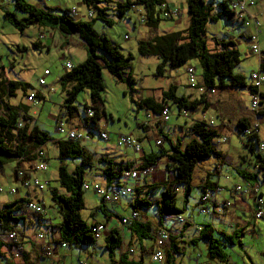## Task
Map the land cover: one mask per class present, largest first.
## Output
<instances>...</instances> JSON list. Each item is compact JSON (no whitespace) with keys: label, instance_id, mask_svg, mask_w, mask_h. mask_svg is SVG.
Returning a JSON list of instances; mask_svg holds the SVG:
<instances>
[{"label":"trees","instance_id":"obj_1","mask_svg":"<svg viewBox=\"0 0 264 264\" xmlns=\"http://www.w3.org/2000/svg\"><path fill=\"white\" fill-rule=\"evenodd\" d=\"M81 2L87 9L84 14L86 19L89 18L87 20L76 19L72 16L69 9H63L61 13L56 14L50 9H39L25 0H12L13 11H3L2 16L9 20L18 30H22L28 25L48 26L56 29L60 34L75 35L83 42L85 58L80 63L72 65V68L69 70H64L57 80L62 94L59 106L61 115L65 118L64 120L72 118L76 113V107L73 104L76 100V95L85 89L88 93V104H82L81 112L83 114V111L87 107L93 109V115L90 118H85L83 115V119L90 124L88 130L96 132L98 130L96 122L100 119L101 115H104L99 95L103 89L101 70L105 69L116 81L125 80L130 90L132 89L134 80L131 76V56L128 54L123 55L114 43L95 31L92 27L93 14L88 17L86 16L87 12L94 13V18L100 19L105 24H110L111 21L106 17L105 13L108 7H113L117 16L120 17L126 9L141 7L144 10L142 23L149 28H155L159 20V14L155 6L161 4L163 0H81ZM229 2L230 0H218L213 6L204 0H185L186 27L182 30L154 34L147 39H138V53L140 55H153L157 57L159 61L155 66V74L158 75H162L167 69L173 70L181 67L191 59H197L201 69L199 83L206 90L210 88L214 89V87L240 89L247 87L249 99L250 95L256 93V91L260 99L264 98V93L259 92V88L264 83L257 88H253L249 85L250 78L248 84H245L243 75L234 73V67L239 63V52L232 40L215 39L213 42L216 47L213 49L207 47L205 26L208 22H214L219 18L230 21L232 12L229 10ZM252 6L247 7L245 20L249 17L248 8ZM15 11L23 13L22 17L16 18L13 13ZM256 22L258 21L256 20ZM241 24L244 25L242 22ZM253 32L256 33L257 42L258 23L256 28L253 25L251 33ZM248 34H245V39ZM261 52L264 54V50ZM252 71H258L264 77V55L258 57L257 69L251 70L248 73V77ZM17 89H21V92L24 93L28 89V85L20 80L5 82L0 79V164L12 162L22 156L26 157L31 149H41L45 142L49 140V135L44 130L35 124L28 125L30 118L26 115L25 107L22 104L12 105L7 102L10 97H13L14 91ZM33 95L39 99V94L33 93ZM161 100L162 104L172 105L178 112L180 109L193 110L200 102V99H189V97L182 94H176L173 84H169L167 89L161 91ZM161 103H154L150 97L140 98L135 101L137 108L158 112L162 107ZM18 121L21 122L20 126H17ZM248 123L247 118H239L233 125V130L242 142L243 147L253 154V160L259 164L258 169L262 171L264 178V152L260 153L256 151L255 142L259 140L257 133L252 132L249 135L244 133V129L248 126ZM188 130L190 132V139L182 146L178 143L171 144L169 139L164 136L169 144V153L166 157L170 162L169 171H171V179L167 177L159 186L148 187L152 190L160 187L161 191L158 193V196L151 200L150 195L145 193L143 199H135L137 205L141 204L143 207L153 205L157 216L160 218L163 216L173 217L183 208L184 199L181 201L180 208L175 206V187L182 185L183 194L187 195L196 165L204 159L219 156L214 144V138L217 136V129L215 127L206 124L203 120H199L193 122ZM55 144V158L58 162L55 179L57 184L56 186L48 185L47 189L49 198L60 215V220L55 225L50 226L57 228L58 239L55 241L56 243L63 242L64 245L78 246L85 242L96 240L94 231L92 230L93 223L86 222L80 217L79 213L83 207V168L89 165V155L85 153L77 140L57 139ZM160 152L161 149H158V153ZM157 156L146 157V160L140 166H152ZM73 159H78L79 163L69 170L64 162ZM100 161L104 164L103 168H101V176L104 178L107 186L118 185L122 171L133 165L126 162H115L110 158H100ZM40 181L44 184L41 190L46 189L47 181H42L41 179ZM201 189H203V186H200ZM135 192H138L137 188H133L131 195L133 196ZM204 192L210 193L211 189H205L199 195ZM99 200L100 204L96 209L103 213L102 204L104 202L101 199ZM26 201L27 199L20 197L0 207V235L4 232L6 234L9 230L14 231L13 228L25 219L23 206ZM136 204H134L132 212H137L135 210ZM89 215L92 217L91 213ZM117 217L120 220L121 216ZM138 217L137 213V217L130 222L136 220ZM168 241L170 245V238ZM207 243L206 253L209 257L217 258L218 260L224 259L226 261V255L220 246H216L210 239ZM104 247L109 251L114 249L118 251L121 248V235L116 229L110 228L107 230V233L104 235ZM3 264L17 263L8 261L6 257H3ZM109 264L137 263L127 258L124 252H121L117 255L116 259H110ZM164 264H169V261L166 259Z\"/></svg>","mask_w":264,"mask_h":264},{"label":"crops","instance_id":"obj_2","mask_svg":"<svg viewBox=\"0 0 264 264\" xmlns=\"http://www.w3.org/2000/svg\"><path fill=\"white\" fill-rule=\"evenodd\" d=\"M262 9H264V7L261 8L255 2V7L253 8V11H248V13L250 12L249 15H251L253 18H256L257 14H259ZM77 11L78 14L74 15V17L76 19L85 20V11H81L79 9H77ZM131 11H133L134 14L140 20V15L143 14L144 10L141 7H134L133 9H131ZM235 20L233 19V17H231L230 21L232 23H237L241 25V22ZM145 27L148 30L143 35L139 34V39H147L153 36L154 34H159L155 31L156 27ZM150 30H154L155 33L150 34L149 37H147L146 35L147 33H149ZM40 31L44 34H42L39 39L33 41V43H35L37 47H45L46 49H48L49 42V44L53 46L55 51L61 53V57L67 54L69 58L73 54L72 49L78 47L83 50L81 57L83 59L85 58L84 44L76 36L60 34L56 29L50 28L48 26H41ZM161 32L167 31H160V33ZM241 34L245 37L246 33L244 32ZM241 34L239 33L238 37H241ZM243 41L247 42L245 38L243 39ZM245 53L250 55L248 51H246ZM62 68L64 69L63 64ZM175 70L176 69H167V71L165 72L168 75V85L173 84L175 86L176 94H182L184 96L189 97V99H200V102L193 110L180 109L178 112L176 108L174 110L172 109V112L175 114L176 119L171 122L169 116L166 121L158 120V111L136 108L143 111V117L136 120L134 131H130L128 132V134H131L138 140L140 144L139 152H133L130 148L117 147L115 145V138L118 135L126 134V131L121 130L120 128H117L118 131L117 133H115L116 135L111 138L110 143L105 145L103 150L96 152V150L90 149L89 145H87L86 143V141L90 139L94 131L88 130L90 124L88 121L83 119L82 112L80 113L76 109V113L74 114V116L72 118H66L65 120L70 127H74L86 135L84 139L78 141L79 145L84 149L85 153L89 155V165L87 167H84L83 170H87V173L90 174L92 179L99 180L100 184H105V180L101 176V168H103L104 164L102 163V161H100V158H110L115 162L121 163L126 162L129 164H143L144 160H146V157L158 155L157 158L154 159V163L152 165V170L150 173L145 176H139L134 180L127 181V183L132 187V190L133 188H137L138 192H135L133 196L129 195L123 197L124 199L120 198L117 202L114 203L104 202L102 204L103 213L96 209L97 206L100 204L99 200V202L95 205V211H99L103 215L104 219H96L94 217H91L89 221L91 223L99 221L103 222L106 225V231H104L102 235H105L107 233V230H109L110 228L116 229L117 232L121 235V248L118 249L117 255H119L121 252H124L127 258L135 261L137 264H144V259H146L148 264H154L150 260V253L153 248L155 231L160 228L166 230L169 234L170 245L168 244V242L164 248V261H166L167 259V261H169V264H180L182 256L186 257L187 264H208V262H210L211 264V261L214 258L209 257V255H207L206 253L208 244L207 242L209 239L210 241L214 242L216 246H220V244H222V239L225 240L228 245H232V238L234 235L238 236L237 232L240 231L241 236H243V234L248 233L255 237L257 234L256 232L260 228V223L257 222V219L259 218L253 217V211L254 209H256L253 195H238L233 190V186L237 184L246 186L247 184L258 183V177L253 171V154L250 153L247 148L243 147L242 142L241 144L244 148V150L242 151H233L232 145L230 144V134H235L233 130V125L239 118H237L234 122L233 120H231V118H229V116H226L220 111L215 110V108L212 106L216 99H219L218 94L215 95L213 93H215L216 90L217 92L220 91L221 88L216 89V87H214V91L212 93H209L201 83H198V85L193 88V92H188L187 89L192 88L188 87V85L186 84V76L184 74V70H182V72L180 73H176ZM49 74L50 73L47 71L45 75ZM0 79L5 82L9 80H14L3 74H0ZM198 80H200V74ZM177 86H182V88L185 90H182L181 93H177ZM245 90L247 92V95L249 96V91L247 87L245 88ZM161 91L162 89H159V91L155 92V94L153 95L148 94L143 96L142 94H140V97L138 99L150 97L154 103H161ZM17 92L18 89L14 91V95L12 98L17 97ZM31 92L39 94V99L34 97L33 100H27L26 95ZM259 92L264 93V90H259ZM22 94L25 95V98L20 102H17L16 104L19 103L25 107L26 115L30 118L28 125H36L35 120L33 118L34 112L30 110L29 102H34L35 99H37V101H43V94L39 91L32 90H27ZM8 101L9 99L7 100V102ZM260 101L262 102V99H260ZM241 104L243 103L239 102V110L241 109V107L242 109L246 110V114H244L245 118H247L249 122L252 120H256L258 124L257 135L260 139V126L263 130L262 133L264 134V105H262L263 103H260L261 105L259 107V114L255 117L250 116L248 114V102L246 103L247 105ZM167 106L169 107L170 114L171 107L169 106V104ZM209 109H213L214 113L213 115L206 116L205 113ZM101 116L104 117L105 114ZM101 116L100 119L96 122V126L98 128L101 127L105 130L106 118L104 117L103 122H101ZM52 118L54 120V123H56L57 119L64 118L61 115L60 106L58 108V111L52 116ZM216 118H218V121L215 120ZM199 120H203L206 124H208V120H212L213 127L217 129V136L215 138H226L225 141L217 143V145L215 146L217 152L219 153V156H212L208 158V160H206L207 165L204 168V179L200 181V184L201 186H203V189L200 190L199 194L205 189H211V198L210 200L207 199L202 203H197L198 197L200 196L198 194V197L196 199H193L192 201L184 200L183 208L178 214H176L181 217V221H176L174 219V216H163L160 218L157 216L153 205L143 207L141 206V204L137 205L135 199H143L145 197V193H148L152 200L153 198L157 197L158 194H156V191L154 189L152 190L149 188L154 185L159 186L162 182L167 179V177L168 179H171V171H169L170 162L166 157V155L169 153V144L165 140L164 136H167V134H169V137L167 136V138L169 139V142L171 144L178 143L182 146L190 139V132L188 128L193 122ZM230 124L232 125L230 126ZM138 129L140 130L139 132H137ZM57 139L66 138H63L61 135L58 138H51L49 136V140L47 141L50 144L52 157L55 160V142L57 141ZM157 139H160L159 145L155 144V140ZM108 140L109 136L104 141ZM47 142H45L41 149L33 148L29 151L26 157L22 156L12 161L13 167L11 169L12 176L10 181L12 185L4 189L3 191H0L3 193L0 196V207L5 203H9L13 200L23 197L27 200L30 199L37 201L39 204H41L43 208V213L40 215V219L38 221L34 220L31 216L29 219H27L25 215V219L19 224H17L15 228H13L17 238L16 244L6 242L4 240L5 232L0 235V264H3V257L8 256V253L11 251L13 245L19 247L22 250L20 259L29 264H46L43 262V258H49L50 260L51 258H53V260L56 262L60 260L58 248H62L64 246H60L59 243L55 242L58 239V236L56 237L55 230H53V228L50 226V218L45 213L44 206L42 203V190L38 191L33 188H23L19 185L18 177L15 176L16 169H30V174L35 177H37V174L39 172L47 171V163L49 160L48 148L46 147ZM163 142H166V145H163ZM154 147L156 148V150L161 149V152L158 153V151H156ZM129 150L131 152H129ZM43 160L46 163V169L35 170L34 166L38 162ZM3 164L4 163L0 164V173L2 171ZM77 164L78 163L75 162L72 167L69 168V170L73 169L75 166H77ZM201 165L202 164L200 163L199 167H201ZM220 176H222V178H220ZM41 180L48 181V177H44L43 179L41 178ZM262 186L264 187L263 179ZM12 187L16 188V191L13 193L9 192V189ZM223 203H226V205L221 206ZM120 204L123 209H129V214L133 209L134 204H136L135 210L137 211L139 217L136 220L127 223V225L121 224L117 216L122 217L127 215H119L117 212H115L114 206ZM180 204L177 208H180ZM200 207H205L207 209L206 212L201 213L199 211ZM260 219L264 220V208L262 210V215ZM262 225L264 227V224ZM40 230H45L46 232V236L43 238V241L35 239L36 233ZM44 243L50 244L53 247L52 255L50 257L42 254V252L40 251ZM240 244L242 243L239 241V245ZM127 248H132V253H128L126 251ZM196 249L200 254H196ZM202 251L205 252V256L203 255V259L200 260V256H202ZM258 252L259 254L264 255V249H260ZM117 255L114 259L117 258ZM253 259L254 256L252 257V260Z\"/></svg>","mask_w":264,"mask_h":264},{"label":"rangeland","instance_id":"obj_3","mask_svg":"<svg viewBox=\"0 0 264 264\" xmlns=\"http://www.w3.org/2000/svg\"><path fill=\"white\" fill-rule=\"evenodd\" d=\"M25 1L39 9H50L56 14L61 13L63 9L70 10L72 7H75L81 11L87 10L82 4L81 0ZM204 1L211 3L214 6L215 2L218 0ZM254 1L261 8L264 7V0ZM254 7L255 4L252 7H249L248 11H253ZM155 8L159 14V20L155 30L156 33L161 34L164 32L160 33V31L182 30L186 27L187 14L185 0H163V2L156 5ZM213 10L215 9L213 8ZM3 11H13L12 0H0V74H3L14 80L25 82L28 85L27 90L39 91L43 94V101H37V99H35L34 102H29L30 110L34 112L33 118L36 125L44 130L51 138H58L60 137V134L55 131V123L52 116L58 111L62 94L58 81L56 80L64 72V69L62 68L63 63L67 61L71 65H76L83 60L81 57L83 50L78 47L73 48V54L69 58L67 54L61 57V53L55 51L49 42L48 49L45 47H37L32 43L34 40L39 39V37L44 34L40 31L41 26L28 25L22 30H18L9 20L2 16ZM172 11H175L176 15L172 16ZM13 13L16 18H20L23 15V13L18 11ZM105 13L106 17L110 19L111 23L105 24L100 19L94 18V13H92V27L97 33L104 35L109 41L114 43L123 55L128 54L131 56V76L134 80V83L132 84V89L130 90L125 80L116 81L109 73L106 72L105 69L101 70L103 89L99 95L105 114L104 117L106 118V125H103H105V130L108 132L109 140L104 141L97 136L96 132L92 133V136L86 141V143L89 145L90 149H94L96 152L103 150L105 145L110 143L111 138L114 137L116 135L115 133L118 131L117 128L126 131L125 133L134 131L136 120L143 117V111L136 109L137 105L135 104V101L140 97V94L143 96L148 94L153 95L155 92L159 91V89H167L169 83L167 73L164 72L162 75L155 74V66L159 61L157 57L153 55H140L137 51V41L139 39L138 37H140L139 34H145L148 29L143 23H141L134 12L131 11V9H126L123 15L120 17L117 16V13L113 7H108L105 10ZM75 14L76 13L72 14V16ZM233 19L235 20L236 18L233 17ZM255 19L258 21L257 44L261 51L264 49V9H262L259 14H257ZM235 21L241 22L238 19ZM253 23L254 22L250 20V24L244 26L242 24L239 25L237 23H232L231 21H227L224 18H219L214 22H208L205 26L206 44L209 49L216 47L215 43L213 42L215 39H222L224 41L230 39L235 43V47L238 48L239 52V63L234 67L233 71L234 73H240L243 75L245 84H248L249 81L248 73L251 70L257 69L258 56L255 54L248 55L245 53L247 51L248 44L247 42L243 41L245 37L241 33H251L253 30ZM155 31L150 30L146 36L149 37V35L155 33ZM239 33L241 34V37H238ZM185 65H191L196 75L199 77L201 69L197 59L189 60L183 66L176 68L175 72H182V70L185 68ZM44 69H46L50 74L42 76ZM41 76L45 82L43 86H39L37 84V79ZM182 90L185 89H183L182 86H177V93H181ZM259 90H264V84L259 88ZM187 91L193 92L194 90L192 88L187 89ZM213 94H218L219 96V99H216L212 105L215 110L220 111L226 116H229V118H231V120L234 122L237 118H245L244 114H246V110L242 109V107L239 110V102L243 103L241 105H245L247 102H249V96L247 95L245 88L240 89L223 87L220 91L217 92L216 90ZM24 98L25 95L22 94L21 89H18L17 97H10L8 103L16 104ZM83 103L88 104V93L85 89L77 93L76 100L73 103L80 113ZM261 104L264 105V98H262ZM261 104L260 98H258V112ZM163 107L168 108L166 104H162V107L157 114L159 116L158 120H160V113ZM170 107L171 112L169 114V118L171 122L176 119V116L172 112V109L174 110L175 107L172 105ZM258 112L257 114H259ZM213 113L214 110L209 109L205 114L208 116L213 115ZM104 117L101 116V122H103ZM215 120L218 121V118ZM231 125L232 124H230V126ZM139 131L140 130L138 129L137 132ZM262 132L263 130L260 126L259 137L261 139H263L264 136ZM167 136L169 137V134H167ZM229 138L233 151L244 150L239 137L232 133L230 134ZM257 142H255L256 146L258 145ZM163 145H166V142H163ZM46 147L48 148L49 153L47 171L39 172L37 177L40 179L48 177V181L45 186L46 189H43L41 192V195L43 196L42 203L45 213L50 218V224L55 225L59 222L60 215L57 212V208L49 198L47 187L48 185L56 186L57 184L55 181L57 161L52 157L51 147L48 142L46 143ZM154 149L156 150L155 147ZM156 151H158V149ZM129 152L131 151L129 150ZM206 160L208 159H204L202 162H200L202 164L201 167H199V163L194 168L190 183L191 186L187 195L183 194L182 185H177L178 188L177 186L175 187L176 207H179L180 201L183 199L192 201L198 197L201 186L200 181L204 179V168L207 165ZM75 162L79 163V160H66L64 163L66 164L67 169H69ZM133 165H136L137 167L144 166H140V164L137 163ZM12 167L13 163L11 161L2 165V171L0 173V187L2 188V191L12 185L10 182L12 176ZM148 167H150L152 170V166ZM220 178H222V176H220ZM93 183H100V181L97 179L93 180L90 174L87 173V170L84 169L82 184L83 207L79 213L80 217L86 222H89L91 219V215H89L90 213L92 214V217L96 219H104L103 215L99 211H95V205L99 202V198L91 190ZM154 190L156 191V194H158L161 191V188L157 187ZM2 194L3 193L0 192V196ZM114 209L119 215H129V209H123L121 204L115 205ZM257 220V222L260 223V228L256 232L257 234L255 237L248 233L241 236V232L239 231L237 232L238 236H233L232 245H228V243L222 239L220 248L226 255V261H224V259L218 260L217 258H214L211 261V264H264V255H261L258 252L260 249H264V227L262 225L264 224V220H261L260 218ZM52 228L55 230V235L57 237V229L55 227ZM40 232L44 238L46 236L45 230H40ZM239 241L242 244L239 245ZM58 253L60 254V260L58 262L54 261L53 258H51V260L49 258H43V262L46 264H109L110 259H114L117 255L116 249L109 251L104 247V235H102L99 239L91 242H85L78 246L66 244L64 247L58 248ZM196 254H200L197 249ZM201 255L202 256H200V260L203 259V255L205 256V252L202 251ZM253 256L254 259L252 260ZM143 263L148 264L146 259L143 260ZM180 264H187V259L185 256H182ZM208 264H210V262H208Z\"/></svg>","mask_w":264,"mask_h":264},{"label":"built area","instance_id":"obj_4","mask_svg":"<svg viewBox=\"0 0 264 264\" xmlns=\"http://www.w3.org/2000/svg\"><path fill=\"white\" fill-rule=\"evenodd\" d=\"M253 5V0H230L229 2V10L232 12V15L234 18L240 20L245 26L250 23V20H252L254 23V27L256 28L257 22L256 19H254L252 16H249L248 19H244L245 16H247V7ZM132 7V6H131ZM134 8V7H132ZM70 13L75 15L78 14V11L75 7H72L70 9ZM171 15L174 16L176 15L175 11L171 12ZM86 16L90 17L92 16V13L90 11L87 12ZM253 19H252V18ZM140 21H143L142 15H140ZM125 36V35H124ZM246 40L248 42V51L250 54H255L258 57L263 56L262 52L259 50L256 42V33H249L246 37ZM64 70H69L72 68V65L69 62L63 63ZM47 73V70L43 71L42 76H44ZM185 75H186V84L190 88H195L199 81L198 76L194 73V69L192 68L191 65H187L185 67ZM250 78V86L253 88L259 87L261 84L264 83V77L262 74H260L258 71H252L249 75ZM37 84L39 86L44 84L43 77H39L37 79ZM214 90L213 89H208L207 92L212 93ZM34 95L33 93H29L26 95L27 100H33ZM258 92L250 95V99L248 102L247 106V111L250 116H256L258 115ZM93 109L90 107H87L83 111V115L85 118H90L93 115ZM169 116V110L167 107H163L160 113V120L161 121H166ZM208 124L213 126L212 120H208ZM21 122H17V126H20ZM55 131L58 132L63 138L66 139H72V140H82L85 138V134L82 133L80 130L70 127L68 123L64 120V118H59L56 120L55 123ZM258 131V124L256 120H252L248 123V126L244 129V133L249 135L252 132L257 133ZM97 136L102 139L106 140L108 137L107 131H105L103 128L99 127L98 130L96 131ZM225 137L222 138H215L214 139V144L215 146L217 143L225 141ZM258 145L256 146V151L263 153L264 152V139H259L258 140ZM155 144L159 145L160 144V139L155 140ZM115 145L117 147H126L130 148L133 152H139L140 151V144L138 140L133 137L131 134H121L118 135L115 138ZM258 163L254 160L253 161V171L258 177V183L256 184H247L246 186L242 185H234L233 190L235 193L238 195H253L254 197V202L256 205V209L253 211V217L254 218H260L262 215V210L264 208V187L262 186V171L258 169ZM45 163L43 161L38 162L35 166V170H44L45 169ZM151 171V168L148 166H142V167H137L136 165L129 167L126 170L122 171V181L119 182L118 185H110L107 186L106 184L102 183H93L91 186V190L93 193L98 196L103 202L106 203H114L117 202L120 198L129 196L132 194V187L127 183L128 180H134L138 178L139 176H145ZM15 176L18 177L19 179V185L22 186L23 188H33L37 190H41L44 187V184L38 179L37 177L33 176L30 174V169H16L15 170ZM264 181V179H263ZM1 191V188H0ZM16 191L15 187H12L9 189V192L13 193ZM211 194L208 192H204L198 197L199 203H202L206 201L207 199L210 200ZM227 203V202H226ZM226 203H223L221 206L226 205ZM24 214L26 215L27 219L30 218V216L38 221L40 218V215L43 213V208L42 206L34 200L28 199L24 203ZM205 207H200L199 211L201 213L206 212ZM137 217V212H130L129 215L127 216H122L120 217V223L121 224H127L129 223L132 219H135ZM31 219V220H33ZM174 219L176 221H181V217L179 215H175ZM92 230L94 231V237L97 239L100 237V235L106 231V225L103 222H94ZM35 239L39 241H43V235L39 231L35 235ZM169 239V234L166 230L164 229H157L155 234H154V243H153V248L150 253V260L154 264H164V248L167 245ZM5 241L10 242V243H17V238H16V233L15 231H7L5 234ZM60 246H65L63 242L59 243ZM52 245L44 243V245L41 247L40 251L42 254L46 256H51L52 255ZM129 253H132V248H127ZM22 250L13 245L11 251L8 253V256L6 257L8 261H12L13 263L17 264H27L23 262L20 259Z\"/></svg>","mask_w":264,"mask_h":264},{"label":"water","instance_id":"obj_5","mask_svg":"<svg viewBox=\"0 0 264 264\" xmlns=\"http://www.w3.org/2000/svg\"><path fill=\"white\" fill-rule=\"evenodd\" d=\"M263 54V53H262Z\"/></svg>","mask_w":264,"mask_h":264}]
</instances>
